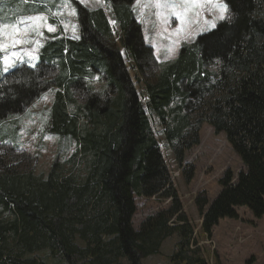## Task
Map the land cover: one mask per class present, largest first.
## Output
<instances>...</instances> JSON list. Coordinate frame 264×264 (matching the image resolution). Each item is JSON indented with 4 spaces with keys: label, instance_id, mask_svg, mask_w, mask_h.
Returning <instances> with one entry per match:
<instances>
[{
    "label": "trees",
    "instance_id": "obj_1",
    "mask_svg": "<svg viewBox=\"0 0 264 264\" xmlns=\"http://www.w3.org/2000/svg\"><path fill=\"white\" fill-rule=\"evenodd\" d=\"M72 1L78 37L47 34L36 67L20 65L2 80L0 75V122L22 115L53 90L44 128L77 143L48 175L0 158V264H48L37 255L44 250L58 258L55 264H124L122 258L143 264L175 233L171 264H210L211 252L198 244L154 129L165 134L182 165L206 122L225 133L245 165L237 174L224 172L213 201L197 195L200 240L211 238L222 219H238L240 207L262 218L264 0H224L231 17L184 43L166 62L145 40L136 0H105L115 24L103 7ZM96 77L103 84L99 91ZM182 169L192 181L193 173ZM135 195L170 198V206L136 229Z\"/></svg>",
    "mask_w": 264,
    "mask_h": 264
},
{
    "label": "rangeland",
    "instance_id": "obj_2",
    "mask_svg": "<svg viewBox=\"0 0 264 264\" xmlns=\"http://www.w3.org/2000/svg\"><path fill=\"white\" fill-rule=\"evenodd\" d=\"M49 4V7H41L35 0H0V23L8 19L13 20L11 25L17 24L22 18L37 15L41 10H46L47 13L52 9V5L59 7L58 14L63 15L61 19L54 11L51 15L43 14L47 17L45 22L31 29L30 42L26 46H17L22 48L21 55L24 57L23 62H18L17 66L35 65L39 63V51L44 43V38L48 34L46 28L49 24L53 26L55 31L59 29L67 30L70 37H77L79 35V26L76 18V6L72 0H42ZM81 4L89 8L103 7L110 20L112 19L111 10L105 0H77ZM147 0H141L140 4L136 2L133 5V10L136 19L143 25V31L147 44L154 49V54L159 62H166L176 59L179 56L181 46L184 43L194 42L200 34L212 30L220 21L228 20L231 16L229 9L224 13L225 18L219 19V10L213 9L212 12L207 11L205 7L204 14L202 11L199 16L189 14L185 24L182 26L180 32H176L179 22L173 17L172 22L164 24L155 15V8L145 7ZM220 2V0H217ZM224 4L225 1L222 0ZM52 4V5H51ZM227 5V4H226ZM228 8V6H227ZM54 19L55 21H52ZM214 25V26H213ZM11 31V30H10ZM42 33V35H40ZM5 43L8 42L7 37L4 38ZM172 49L169 52V49ZM7 53H4L6 55ZM30 54V55H29ZM35 57V59H32ZM13 69V68H12ZM8 72L0 70L1 80ZM3 72V73H2ZM133 72V71H132ZM136 82V86L141 90V85ZM96 90L102 89L103 84L98 81V77L93 81ZM44 98L43 100H41ZM55 99V92L50 90L46 95H42L30 107L29 111L21 116L10 117V119L0 122V158L10 165H16L20 169L33 168L36 174L48 175L51 167L56 159L65 160L77 148V143L71 138H63L57 134L47 133L45 124L52 108ZM209 99V97L207 98ZM145 100V99H144ZM42 106L40 114L31 115L38 106ZM199 111H202L199 109ZM198 112V111H197ZM197 112L194 113L196 117ZM31 116V118H30ZM33 123V130L27 123ZM22 128V129H20ZM20 129V130H18ZM155 138L161 146V150L165 157L169 173L171 175V182L179 194L182 201L183 209L195 225L196 235L200 241H205L204 246L211 252L210 264H216L214 253L218 256L221 264H246L248 260H253V264H264V215L261 219L253 217V213L247 207L238 208V219L225 218L220 221L221 228L226 224L229 232L224 238H220L214 244L201 234V215L195 203L197 195L201 193L207 194L210 201L221 191L220 178L224 175L227 169H231L236 174L244 170L240 157L233 150L228 142L225 133L217 134L214 128L208 124L203 123L200 128L199 136L200 143L193 146L186 151L185 160L182 165L176 161V156L173 148L168 144L165 134L155 125ZM16 146V147H15ZM15 147V150H12ZM185 167L187 172L193 173L192 181H187L184 175ZM236 179V178H235ZM136 204V212L133 216V225L136 229L139 228L141 222L150 214H154L161 209H166L170 206V198L162 197H141L134 196ZM230 223H234L232 228ZM220 224V223H219ZM218 226V225H217ZM179 240V235L168 237L162 244L159 254L151 255L143 259V264H171L169 256L173 252L176 242ZM77 242L83 246L81 240ZM199 244V243H198ZM43 259H46L48 264H55L58 258L52 257L48 251H40L37 253ZM124 264H128L127 258H122Z\"/></svg>",
    "mask_w": 264,
    "mask_h": 264
},
{
    "label": "snow or ice",
    "instance_id": "obj_3",
    "mask_svg": "<svg viewBox=\"0 0 264 264\" xmlns=\"http://www.w3.org/2000/svg\"><path fill=\"white\" fill-rule=\"evenodd\" d=\"M136 3L140 4L141 0H136ZM144 6L155 8V15L164 24L171 23L174 17L179 22L176 32L182 30V26L187 21L190 13L199 16L205 7H207L208 12L218 9V18L222 20L225 18L224 13L228 10L227 5L222 0L220 2H217V0H147ZM46 20V16L37 14L24 17L17 24L11 26L0 23V52L7 53L6 55H0V70L8 72L10 69L15 68L18 62L24 61V57L20 54L22 48L18 49L17 46L30 42V40L23 38L27 35L29 27L35 29ZM9 27H11V31L6 32L5 30ZM21 27L24 29L23 33ZM48 30L55 31L51 24L48 25ZM5 37L8 39L7 43L4 42ZM171 51L170 48L169 52ZM32 59H35V57H32ZM30 67H35V65H30Z\"/></svg>",
    "mask_w": 264,
    "mask_h": 264
},
{
    "label": "crops",
    "instance_id": "obj_4",
    "mask_svg": "<svg viewBox=\"0 0 264 264\" xmlns=\"http://www.w3.org/2000/svg\"><path fill=\"white\" fill-rule=\"evenodd\" d=\"M52 9H53V11H56V13H57V15L60 17V19H61V24L63 23L62 22V19H64V16L63 15H60V14H58V9H59V7L57 6V5H52ZM204 11V10H203ZM202 11V12H203ZM206 11V10H205ZM40 11H38L36 14H46V10H43L42 12H40ZM13 22V20H11V19H8V21H4L3 22V24H7V25H9V26H11V23ZM52 26H57V25H55V24H51ZM10 30H11V27H9L8 29H6L5 31L6 32H10ZM21 31H22V33L24 32V29H23V27H21ZM46 32H48V34H56V33H60L61 34V36H69L68 34H67V30H61V29H59V31L58 32H54V33H51L49 30H48V28H46ZM30 37H31V29H28L27 30V35H25V36H23V38L24 39H30ZM78 37V36H77ZM77 37H75V38H77ZM74 38V37H73ZM4 42H5V40H4ZM26 44L27 43H25V44H23V46H26ZM0 55H4V53L3 52H0ZM23 65H26V64H23ZM3 73V72H2ZM50 91V90H49ZM49 91H47V92H45L44 93V95H46ZM44 98H42L41 100H43ZM38 104V103H37ZM37 104H32L30 107H32L33 105H37ZM30 107L26 110V112H24L21 116H23V115H25L28 111H29V109H30ZM42 109V106L40 105V106H38L37 107V109L36 110H38V111H34L31 115H34V114H40L42 111H40ZM30 118H31V116H30ZM26 125H30L31 126V130H33L34 128H33V123L31 122V123H27ZM20 129H22V128H20ZM19 129V130H20ZM201 222H202V220H201ZM222 222H223V220H222ZM221 222H220V224L218 225V226H216L215 228H214V230H213V235H212V239L213 240H216V242L217 241H219V239L220 238H224L226 235H227V233L230 231L229 230V228L227 227V225L225 224L224 226H223V228H221L220 226H221ZM233 224L234 223H230L229 225H230V227L232 228V226H233ZM218 243V242H217Z\"/></svg>",
    "mask_w": 264,
    "mask_h": 264
},
{
    "label": "built area",
    "instance_id": "obj_5",
    "mask_svg": "<svg viewBox=\"0 0 264 264\" xmlns=\"http://www.w3.org/2000/svg\"><path fill=\"white\" fill-rule=\"evenodd\" d=\"M129 62H130V61H127V63H129ZM210 242H211L212 244H214V240H211ZM205 243H206L205 241H200V242H199V245L202 246V245H205Z\"/></svg>",
    "mask_w": 264,
    "mask_h": 264
},
{
    "label": "clouds",
    "instance_id": "obj_6",
    "mask_svg": "<svg viewBox=\"0 0 264 264\" xmlns=\"http://www.w3.org/2000/svg\"><path fill=\"white\" fill-rule=\"evenodd\" d=\"M202 220V219H201ZM206 238H208L207 236H205ZM208 239H212V237L211 238H208ZM213 240V239H212ZM201 246V245H200Z\"/></svg>",
    "mask_w": 264,
    "mask_h": 264
}]
</instances>
